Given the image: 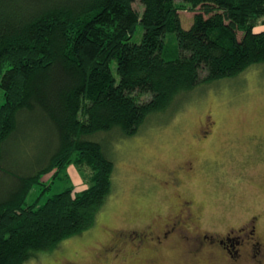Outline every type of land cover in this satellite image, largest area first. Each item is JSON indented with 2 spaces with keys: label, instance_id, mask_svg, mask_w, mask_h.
<instances>
[{
  "label": "trees",
  "instance_id": "16d2710c",
  "mask_svg": "<svg viewBox=\"0 0 264 264\" xmlns=\"http://www.w3.org/2000/svg\"><path fill=\"white\" fill-rule=\"evenodd\" d=\"M182 10L194 13L188 28ZM259 25L264 0H0V264L92 228L114 171L97 134L134 136L178 94L263 65ZM30 118L50 140L25 173L3 160ZM72 166L87 171V187L26 203L44 173Z\"/></svg>",
  "mask_w": 264,
  "mask_h": 264
},
{
  "label": "rangeland",
  "instance_id": "374dc122",
  "mask_svg": "<svg viewBox=\"0 0 264 264\" xmlns=\"http://www.w3.org/2000/svg\"><path fill=\"white\" fill-rule=\"evenodd\" d=\"M133 6L143 9L138 1ZM193 14L179 11L184 28ZM263 29L259 25L255 31ZM133 39L138 41L139 33ZM204 122L211 125L212 135L198 140ZM22 135L3 163L26 173L42 163L50 139L45 125L31 118ZM97 135L98 142L106 143L114 171L111 193L95 225L63 240L53 251L38 252L25 264H256L248 256L229 263L224 252L199 250L193 244L202 234H238L251 216H257L255 233L264 242V64L178 94L164 111L149 114L134 136L109 131ZM189 160L194 170L178 174L181 185H166L169 175ZM79 171L72 166L57 177L53 171L44 173L26 203L41 205L68 187L84 189L87 171L83 176ZM182 200L193 202L194 217L187 228L160 244L149 236L140 248L125 241L149 231L157 235L179 214Z\"/></svg>",
  "mask_w": 264,
  "mask_h": 264
},
{
  "label": "flooded vegetation",
  "instance_id": "af4514ba",
  "mask_svg": "<svg viewBox=\"0 0 264 264\" xmlns=\"http://www.w3.org/2000/svg\"><path fill=\"white\" fill-rule=\"evenodd\" d=\"M202 128V136L198 137V140H207L212 135L210 132L211 125L204 122ZM192 170H194V161L189 160L184 162L177 167V171L174 170L172 174L169 175L170 180H165V184L167 185L170 183V185L174 187H179L181 183L178 174L183 172L187 174ZM179 206V214L173 216L171 221L167 223L165 228L160 230L157 235H153V233L149 231L140 235L136 234L131 237L126 236L128 239L126 238L127 240L125 241L130 240L136 248H140V246L146 242L145 240H147L148 236L150 240L155 239L156 243L160 244L168 237H172V235L181 232L187 228L188 224H192L191 219L194 217L192 215L193 202L189 200H182ZM257 219V216H251L246 226L241 228L238 234H235L233 230H229L225 233V235L216 238H209V236L202 234L201 239L198 240L199 243L193 244V246L195 245L199 250L208 247L210 249L215 248L217 251L222 253L224 252L226 256L225 258L231 260L229 263L240 262V260L248 256V258H250L254 263L262 264L264 262V242L262 241V238L260 236H256L255 233ZM180 236L181 235H179V237ZM185 238H188V236L184 237V239Z\"/></svg>",
  "mask_w": 264,
  "mask_h": 264
}]
</instances>
